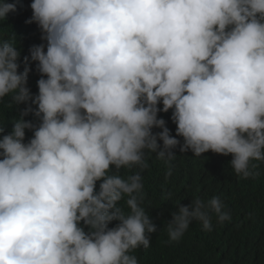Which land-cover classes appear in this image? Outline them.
Wrapping results in <instances>:
<instances>
[{
  "label": "clouds",
  "instance_id": "clouds-1",
  "mask_svg": "<svg viewBox=\"0 0 264 264\" xmlns=\"http://www.w3.org/2000/svg\"><path fill=\"white\" fill-rule=\"evenodd\" d=\"M16 7L0 3V20ZM30 7L26 22H36L47 42L30 48L38 94L27 86L28 57L18 70L15 38L0 39V99L28 105L0 138V264H139L132 251L148 248L156 231L141 175L151 153L170 162L177 145L197 157L211 150L231 154L238 176L257 174L264 0H32ZM169 109L182 144L158 118ZM30 112L38 124L24 119ZM213 216L231 219L220 197L192 200L173 213L168 236L178 241L193 220L211 231Z\"/></svg>",
  "mask_w": 264,
  "mask_h": 264
},
{
  "label": "trees",
  "instance_id": "trees-1",
  "mask_svg": "<svg viewBox=\"0 0 264 264\" xmlns=\"http://www.w3.org/2000/svg\"><path fill=\"white\" fill-rule=\"evenodd\" d=\"M4 2L15 3L17 7L16 11H10L5 19L0 20V39L15 38L20 52L19 71L24 70V58L28 57L30 71L27 86L36 95L41 73L36 67L38 61L31 60L30 48L42 43L46 45L47 42L41 39L42 32L36 22H26L32 16V0H0V3ZM9 103L10 96L0 99V138L12 131L15 120L28 106L21 103L8 107ZM158 107L162 108V103ZM172 111H161L158 118L165 120L170 135L182 144L183 137L177 136V125L171 119ZM24 119L39 123L31 112ZM159 131L162 129L153 128L154 133ZM32 137L33 130L26 129L25 142ZM158 143L163 144L159 139ZM172 151L175 158L170 162L157 159L155 153L149 154L148 167L141 172L144 206L156 225V231L149 234L148 248L141 246L132 251L139 264H264V162L253 161L257 164V174L245 179L231 168V154L209 150L197 157L191 150L181 152L179 145ZM112 168L115 171L114 166ZM169 170L171 174L166 175ZM131 171L121 169L126 175ZM100 182L97 181V190ZM214 196L223 201L230 220L218 222L213 216L211 231L205 230L200 221L193 220L178 241L169 238L167 224L173 213L178 212L179 206L190 205L195 199L207 201ZM117 223L119 221H112L109 227Z\"/></svg>",
  "mask_w": 264,
  "mask_h": 264
}]
</instances>
